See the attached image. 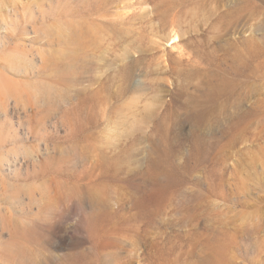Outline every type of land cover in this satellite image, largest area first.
Wrapping results in <instances>:
<instances>
[{
  "label": "rangeland",
  "instance_id": "374dc122",
  "mask_svg": "<svg viewBox=\"0 0 264 264\" xmlns=\"http://www.w3.org/2000/svg\"><path fill=\"white\" fill-rule=\"evenodd\" d=\"M6 53L0 264H264V0H0Z\"/></svg>",
  "mask_w": 264,
  "mask_h": 264
},
{
  "label": "bare ground",
  "instance_id": "6f19581e",
  "mask_svg": "<svg viewBox=\"0 0 264 264\" xmlns=\"http://www.w3.org/2000/svg\"><path fill=\"white\" fill-rule=\"evenodd\" d=\"M10 39V38H8ZM171 40L176 41L177 40V35L174 34L171 37ZM19 45V44H17ZM22 45V44H21ZM7 46V45H6ZM16 46V45H15ZM20 46V45H19ZM17 46V47H19ZM24 48V46H22ZM16 48V47H15ZM22 48V49H23ZM17 49H21V48H17ZM15 49V50H17ZM26 49V48H25ZM21 52L26 53V51L24 52L21 50ZM9 53V52H8ZM13 54V53H12ZM19 54V53H18ZM18 54L15 56V54H13L14 57H10L11 55H7L3 54V56L1 55L0 57V115H6L8 114L9 108L7 106V104L10 101H14V102H18V101H22L25 97L28 98V102H30V106L33 109H39L38 105L39 104H34V102H32L31 100V96L34 97L37 96L39 98H44V94L43 92L37 88H32V85H26L25 87L23 85H25L26 83L22 82L24 81V79L26 77H29V74H31V70L30 68L34 65L32 60H29L27 63L22 64L20 63V59L21 57L18 56ZM21 55V54H19ZM24 58V57H23ZM43 62V64L45 63V60L42 59L41 60ZM44 66V65H43ZM33 74V73H32ZM15 77H20L21 79L19 81L21 82H17L15 81ZM17 80V79H16ZM26 80V79H25ZM2 81V83H1ZM28 83V82H27ZM31 83V82H29ZM35 83V82H34ZM17 85H22L23 87L18 88ZM36 85V84H35ZM29 87V88H28ZM13 88V89H12ZM32 89H36L38 92L36 94L32 93ZM221 89V88H220ZM226 90V89H225ZM228 90V89H227ZM222 92H224L223 90H221ZM227 93V92H226ZM219 94V93H218ZM221 95V94H220ZM56 96V95H55ZM221 97V96H220ZM57 99V98H55ZM218 99V97H217ZM32 102V103H31ZM56 105V104H55ZM57 106V105H56ZM30 107V108H31ZM251 114V113H250ZM249 116V115H248ZM242 117V116H241ZM244 118V117H243ZM242 118V119H243ZM244 121V120H243ZM241 122V121H239ZM15 157V156H14ZM29 158V157H28ZM7 159V158H6ZM19 159V158H18ZM15 161V159H14ZM19 161V160H18ZM11 162V161H10ZM9 162V164H11ZM16 163V162H15ZM2 164V163H1ZM4 164V163H3ZM14 165V164H13ZM3 167V166H1ZM0 167V168H1ZM1 171V170H0ZM12 187V186H11ZM18 187V186H17ZM49 256V255H48ZM59 257V256H58ZM38 262V261H37ZM37 264V263H35ZM41 264H57L55 259H46L43 263Z\"/></svg>",
  "mask_w": 264,
  "mask_h": 264
}]
</instances>
